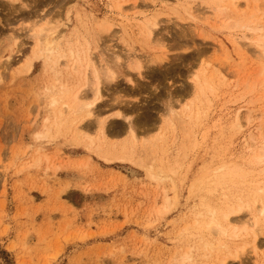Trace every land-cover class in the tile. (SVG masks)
Masks as SVG:
<instances>
[{
    "label": "rangeland",
    "instance_id": "rangeland-1",
    "mask_svg": "<svg viewBox=\"0 0 264 264\" xmlns=\"http://www.w3.org/2000/svg\"><path fill=\"white\" fill-rule=\"evenodd\" d=\"M256 1L264 15V0ZM24 4L0 0V264H184L186 253L193 257L186 264H220L226 255L220 245L236 249L249 242L245 235L235 239L205 233L213 240L206 242L222 253L205 251L203 228L195 223L204 213L203 191L192 189L215 174V185L210 183L204 195L212 208L252 200V194L264 203V165L254 162L251 151V138L262 135L258 148L264 138L263 54L248 43L257 57L247 55L231 41L249 37L247 28L261 19L254 18V0L218 20L208 10L213 0H130L120 12L112 0ZM186 8L196 18L193 23L186 15H181L183 21L171 17L174 9L184 14ZM144 16H159L157 34L163 45L145 44L139 36L134 25ZM45 21L60 23L59 31L67 37L78 26L90 42L99 24L113 28L91 51L104 84L98 107L106 123L103 141L94 120L74 122L46 137L55 130L51 97L63 86L84 87L85 80L69 76L63 66L50 69L44 60L34 63L33 73L26 71L27 60L33 58V31ZM125 28L132 29L133 39L125 38ZM15 38L20 52L11 50ZM161 54L168 61L159 64ZM116 56L122 75L112 84L104 78V69ZM134 58L143 64L142 77L132 70ZM196 70L213 81L215 91L203 104L197 102L199 118L188 121L183 116L188 126L179 123L176 131L168 132L163 122L169 110L182 111L195 99L188 93L195 91L191 74ZM94 73L90 70V85L84 88L90 98ZM259 77L262 87L256 85ZM119 111L138 124L133 158L151 166L162 182L130 162L104 160L105 153L118 151L114 143L130 140L124 133L127 122L116 120ZM80 125L88 130L75 144ZM153 126L159 131H149ZM162 134L166 136L153 152L148 142ZM223 166L231 181L216 178L215 171ZM171 170L176 172L175 183L165 180ZM159 171L166 174L159 176ZM166 207H172L169 214H164ZM238 218L248 219L249 213L233 219ZM229 264H264V246L258 254L249 249L240 262Z\"/></svg>",
    "mask_w": 264,
    "mask_h": 264
},
{
    "label": "bare ground",
    "instance_id": "bare-ground-1",
    "mask_svg": "<svg viewBox=\"0 0 264 264\" xmlns=\"http://www.w3.org/2000/svg\"><path fill=\"white\" fill-rule=\"evenodd\" d=\"M11 1H13L14 3H21L22 5L26 6L24 4L25 0ZM129 2L130 0H112L113 8L118 12L122 11L125 5H127ZM213 4V7H209L208 10H211L214 14V17L218 20L226 14L232 12H240V9L243 4L249 7L250 0H213ZM254 5L256 11L254 18L261 19H257L255 22L253 21L252 24H250V26L247 28V30L249 31V37L248 34H246L242 41H239L234 37L231 41L232 45L236 49H239L241 52L243 51L245 54L251 55L252 57H257V54L253 53L250 47L248 46V43H250V45L256 48L259 53L263 54L261 58L264 60V15L259 14L261 9L259 8L258 1L254 0ZM184 11V14H182L176 9H174V14L171 17L176 15L178 17V20L180 19L181 21H183L181 15H186L189 18L188 21H190L191 23H193V21H196V18L192 15L190 9L186 8L184 9ZM134 26L145 44H156L158 46H160L161 44L163 45L162 36L160 34H157L158 30L160 29L159 16H152L150 18L144 16V20L140 21L139 23H136ZM37 27L38 29L33 31V40L35 41V46L33 48V58L27 60L26 71L29 74L33 73L35 68L34 63L40 60H44L45 63L50 67V69H53L54 67L61 68L63 66V69L69 72V76L75 75V77L79 79L82 78L85 80L84 87V84H81L77 86L76 90V88L70 89L66 86H63L57 94L51 97L50 107L54 109L53 124H55L54 131H56L57 134H55L54 131L47 132L46 137L60 134L62 130L66 127V125L69 126V124H72L74 122L79 124V122L84 123L85 121L94 120L98 129L100 130V137L102 138V141L105 140L106 123L102 121V116L100 112H98V107L103 101L102 88L104 84L96 71V63L92 60L91 51L93 48V43L95 49L97 50L99 48V43L101 39L104 36L113 33V28L109 26L106 22L99 24L97 26L98 34L96 35V38L92 39V41L90 42L87 39V36L83 34L82 28L78 26L73 30V32L69 34L68 37L64 35V33H61L59 31L61 27L60 23L53 24L52 21H45L43 22V24L38 23ZM68 29L69 27L67 28V30ZM85 29L87 28L85 27ZM131 31L132 29L128 30L127 28L123 30L125 38H134V35L132 36ZM10 47L12 52H14L15 49L19 50L18 39H13L10 42ZM258 59H260L259 55ZM120 60L121 59L119 58V56H116L115 60L111 63L105 62L107 67L106 69H104V78L109 83L115 84L118 80L119 74L122 75V73L120 72V67L117 65V62ZM134 60L136 63H134V68L132 70L137 74V76L142 77V72L144 70L143 64L139 60H137V58H134ZM131 61H133V59ZM167 61L168 57L166 54H161L157 57V62L159 64L165 63ZM90 70L95 71V82L92 85L94 88H92L91 93L92 98H90L88 94L84 93L87 92V90H85L84 88L90 85V83L87 81L90 76ZM197 72L198 70H196L195 73L193 72L191 74L195 78V91L192 93H188L189 97L194 96L195 99L189 105H186L182 111H175L173 110V108L169 110L170 114L169 116H166L164 118L165 120L163 122L164 128L168 132L176 131L178 129L179 123L181 125L188 126V123L183 121V116H186L188 121H191L195 116L199 118L201 113L199 108L200 106L197 105V102L203 104L204 101L208 100L209 95L214 93L215 91L213 81L211 79L206 80L205 78H203V76H200V74H196ZM217 73L222 74L221 70H218ZM260 74L264 77V63L260 68ZM128 82L133 83L131 78L128 79ZM256 85L262 87L260 77L257 79ZM116 114L117 121L127 122V130L124 133L126 137H130V140L127 142H123L122 144L114 143L112 145V148L118 151L114 154H111L110 152L105 153L104 160L108 163L130 162L131 164L139 166L142 169H147L153 179H155L157 182H162L161 178H158V176H154V174L152 173L153 168L151 166H149L148 164L144 165V163L140 159L139 162L136 161L130 152L131 146L136 145L135 134L136 130L138 129V124L132 122L130 116L122 114L121 111L117 112ZM237 122L239 125L240 116H238ZM247 122H250V119H248ZM240 129L243 130V127L241 126ZM87 130L88 127L85 125H80L79 127H77V132L74 135L75 144L80 138L84 137V134ZM156 130L159 131L157 127L153 126L150 128L149 131ZM117 133L121 134L120 132ZM165 136L166 135L162 134L156 140L149 141V145L147 147L151 150L153 149L152 151L155 152L158 149V145L161 143ZM41 137L42 135H39V138ZM261 137L262 135H260V138ZM260 138L258 140L251 138V151L253 153L254 162L257 165H264V138L261 145L262 147H257L260 143ZM146 143L147 142H144L145 145ZM91 144H94L93 140H91ZM154 161L155 159L153 160V162ZM216 172L219 173V175L216 176L217 179H228L230 177V172H228L227 166H223L219 170L215 171V173ZM165 174L166 172L164 171H159L158 173L159 176ZM167 174L171 175L166 176L165 180H171L173 181V183H175L174 179H176V172L171 170L168 171ZM232 174L234 175L235 172H232ZM214 175L205 178L197 189H192V191H203L201 207L204 210V213H201L200 217L195 222L196 226L199 227V230H202L203 228V237L201 238V245L205 251L209 252L210 255L214 253L221 254L222 249L220 247L214 248L215 246L206 242H213V240L209 237H206L205 233L209 236H230L235 239H242L244 235L246 238L250 237V241L245 243L240 248L232 249L225 247V245H220L226 251V255L222 257L220 264H229L230 261L240 262L242 256H245L246 253H248L249 249H251L254 254H258L261 247L264 246L260 244L262 239L261 237H264V203H260V196L255 197V195L252 194L253 201L251 200V198H249L246 199V202L241 201L239 203H236V205L228 204L225 205L222 210L218 208H212L211 201L207 199L204 195L208 194V190L210 189V183L211 185H215ZM228 180L231 181L230 179ZM259 204H261V209L259 211L258 216L255 215V207ZM171 211L172 207H166L164 209V214H169ZM245 211L249 213L248 219H233L235 216H239ZM239 224L243 225L242 229H239L237 227ZM184 257V264H186L187 261L192 262L191 260H193V257L187 255V253L184 255Z\"/></svg>",
    "mask_w": 264,
    "mask_h": 264
}]
</instances>
